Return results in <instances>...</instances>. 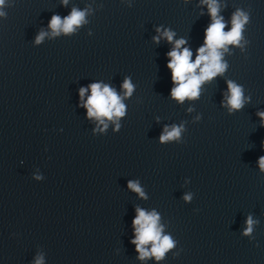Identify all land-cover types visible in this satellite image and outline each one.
<instances>
[{"label": "clouds", "instance_id": "1", "mask_svg": "<svg viewBox=\"0 0 264 264\" xmlns=\"http://www.w3.org/2000/svg\"><path fill=\"white\" fill-rule=\"evenodd\" d=\"M204 2L208 4V12L212 18V22L204 31V44L197 49L195 61L191 60V50L187 47H181L187 43L184 39L176 40L173 49L167 54L170 57L167 67L171 70L172 83L175 85L171 89V97L181 103L186 98H198L200 86L203 82L210 81L226 71L228 64L222 62V52L220 50L227 51L226 46L228 45L241 46L243 39L242 32L245 24L249 22V15L237 9L231 19V29L225 32L226 24L223 17L218 16L219 7L216 0H204ZM62 3L66 6L68 0H62ZM5 7L6 0H0V18H7V13L3 10ZM86 15L87 10H79L75 7L69 15L63 18L59 15H53L48 24L52 36H58L61 33L65 35L74 33L78 27L86 22ZM156 31L160 32V28H157ZM46 35H48L46 32L40 31L35 38V43L37 45L40 44ZM163 36L171 43L174 33L165 30ZM153 39L157 43L159 42V37H154ZM197 69H199L198 73ZM227 85L229 94L226 97V106L229 112L241 110L244 107L246 99L242 86L231 80L227 81ZM122 87L126 90V96H130L134 90V85L128 77L125 78ZM89 89L91 94L83 105L87 109V116L89 118H108L111 120L113 117H123L125 115L126 109L125 105L121 102V97L110 86L92 83L88 88H81L79 90L81 99H83ZM257 115L261 119V127H264V112H258ZM100 123L104 124V120L100 119ZM104 127L106 128L107 125L105 124ZM182 130V126L173 125L171 131L166 127L165 133L160 136V142L165 143L178 139ZM114 131L119 132L120 125H117ZM258 164L261 172H264V156L259 157ZM128 187L141 197L146 198L138 182L129 181ZM183 199L191 201L192 196L190 194L185 195ZM159 219L160 217L155 211L146 212L141 208L136 209V216L132 221L135 230L134 239H132L131 243L135 245V250L139 253L138 259L140 260L155 257L159 261L165 257L166 252L175 247V241L170 235H162L163 229L158 223ZM256 223L258 221H254L251 215H249L246 220L247 227L244 229L243 235L250 236L253 232V225ZM149 244L151 245L150 249L145 247ZM35 264H43V259H36Z\"/></svg>", "mask_w": 264, "mask_h": 264}]
</instances>
